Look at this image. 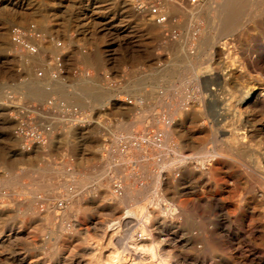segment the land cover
Here are the masks:
<instances>
[{"label": "rangeland", "instance_id": "374dc122", "mask_svg": "<svg viewBox=\"0 0 264 264\" xmlns=\"http://www.w3.org/2000/svg\"><path fill=\"white\" fill-rule=\"evenodd\" d=\"M172 10L183 18L173 25L180 28L178 39L166 37L162 27L124 0H0V264H97L106 251L104 232L125 217L126 208L150 205L157 190L170 203L191 202L206 192L219 195L234 224L240 209L215 187L189 173L174 178L169 190L158 188L154 179L163 163L171 160L167 170L175 168L184 155L198 166L203 152L214 150L227 153L242 175L246 171L242 187L256 192L247 215L258 224L245 250L253 264L262 263L264 0H201ZM33 23L71 44L69 54L81 52L78 43L87 47L85 58L97 71L128 65L131 73L128 94L121 97L125 107L98 116L100 123L62 134L56 147L25 151L13 134L10 104L21 95L30 101L51 95L49 80L37 76L38 70L47 73V59L10 54L9 30ZM44 50L58 49L47 43ZM52 84L62 96L65 83ZM116 85L94 82L106 100ZM252 92L263 94L260 101L244 103ZM238 128L249 131L248 142L234 139ZM189 211L185 224L197 231L195 219L203 210L191 205ZM121 230L118 247L126 234L125 227ZM241 254L233 251V259L219 264H241Z\"/></svg>", "mask_w": 264, "mask_h": 264}, {"label": "bare ground", "instance_id": "6f19581e", "mask_svg": "<svg viewBox=\"0 0 264 264\" xmlns=\"http://www.w3.org/2000/svg\"><path fill=\"white\" fill-rule=\"evenodd\" d=\"M262 96V93L252 92L246 97L244 103L260 101ZM219 122L221 123L223 120ZM238 131L234 139L240 143L248 142L250 138L249 131L244 128H238ZM170 140L171 138L168 136L167 141ZM220 140L222 139L220 138ZM203 153V158L198 162V166H194L193 157L184 155L180 158L177 156L179 158L177 162L180 165L175 168L167 170V164L170 163V159L169 162L163 163L160 167V172L158 171L154 178L156 179L157 187L163 186L166 190H169L174 178L184 173H189L198 182L215 187L226 199H231L235 202L236 207L241 211V217L237 222L235 221L234 224L231 222L227 215L226 202L219 195H212L206 192L204 196H197L191 202L177 201L170 203L157 190L156 192L154 191L155 196L151 198L150 205L145 203L135 209L125 207V217L118 221L116 220L107 231L105 230L107 243H105L106 246L104 248L106 247V251L103 255H99L97 264H208L206 262L207 258L211 260L210 264H219L221 261L229 262L230 259H233V251L242 253L241 264L254 263L252 255L249 254L250 251H246L245 248L252 243L255 235L254 229L258 224H255L253 219H248L250 214L247 215L248 211L252 209L251 204L256 200V192H254L253 187H250L249 190L242 187L245 184L243 175H245L246 171L242 175L239 169L231 164L232 161L227 160L229 157L226 155L227 153L224 154L225 152L215 150L213 153ZM145 171L147 172V170ZM179 194L178 192L177 194L175 193L174 197L176 198ZM245 200H248V202ZM191 205L197 210H203L202 214L199 215L198 213L200 218H197L198 220L195 219L198 227L197 231L191 226L187 227L185 224L187 217H189ZM212 215H214V218L211 217ZM123 227L126 228L125 237L119 238L117 242V245L122 247V250H120L115 244V239L118 232L122 233V230H119ZM259 234L262 245L264 244V230H261ZM233 242L235 244H233L232 251H230L228 246ZM105 244L103 243V245ZM192 250H197L198 253H194ZM262 260L264 261V259Z\"/></svg>", "mask_w": 264, "mask_h": 264}, {"label": "built area", "instance_id": "2783aa9c", "mask_svg": "<svg viewBox=\"0 0 264 264\" xmlns=\"http://www.w3.org/2000/svg\"><path fill=\"white\" fill-rule=\"evenodd\" d=\"M141 16L147 17L163 28L166 37L178 39L180 28L173 26L183 18L173 12L174 5L197 6L201 0H124ZM10 54L21 56H37L44 54L47 59V73L38 70L37 76L41 80H49L46 90L51 92L45 100L30 101L23 95L12 97L10 104L11 116L14 119L13 134L21 142L25 151L35 146L46 147L54 138L76 128L87 127L93 123H100L94 111L89 112L82 107L71 104L67 99L53 92L54 82H66V55L70 52L71 44L63 39L49 35L42 31L36 23L27 27L14 25L10 28ZM75 38V37H74ZM53 43L58 49L56 53H45V45ZM82 54L87 53V47L78 43ZM86 67L75 65L72 75L75 78L90 76ZM100 74L106 83L116 85L109 70ZM124 146V145H123ZM125 148V146H124ZM63 203L59 202V206Z\"/></svg>", "mask_w": 264, "mask_h": 264}, {"label": "crops", "instance_id": "0c3cea01", "mask_svg": "<svg viewBox=\"0 0 264 264\" xmlns=\"http://www.w3.org/2000/svg\"><path fill=\"white\" fill-rule=\"evenodd\" d=\"M70 53V52H69ZM66 55V78L67 81L65 83V92L63 93V97L68 100L69 103L78 105L83 109L89 110H100L102 112H95L96 117L98 116H106L110 113L112 108L118 109L126 106V100L121 98L122 96H127V78L128 73H131L128 68V65H122L121 70L111 71L112 78L116 80L118 83L116 88H113L108 92L110 94L106 99H102L103 96L99 94V90L94 88V82L97 78L102 79V84H106L105 79L100 74L101 71H97L85 58V55L79 51H73L71 54ZM75 65H79L82 67H86L90 70V76L88 77H80L75 78L72 75V69ZM106 71V70H104ZM78 95V96H77ZM77 96V98H76ZM95 102L98 104V108L94 107ZM78 129V128H76ZM80 131L76 133H79ZM62 135L54 138L46 147L49 146H58L60 141L62 140ZM82 135L77 136L78 140Z\"/></svg>", "mask_w": 264, "mask_h": 264}]
</instances>
